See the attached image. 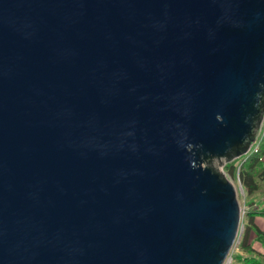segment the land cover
I'll list each match as a JSON object with an SVG mask.
<instances>
[{"label": "water", "instance_id": "1", "mask_svg": "<svg viewBox=\"0 0 264 264\" xmlns=\"http://www.w3.org/2000/svg\"><path fill=\"white\" fill-rule=\"evenodd\" d=\"M263 119L264 0H0V264H223Z\"/></svg>", "mask_w": 264, "mask_h": 264}, {"label": "trees", "instance_id": "2", "mask_svg": "<svg viewBox=\"0 0 264 264\" xmlns=\"http://www.w3.org/2000/svg\"><path fill=\"white\" fill-rule=\"evenodd\" d=\"M264 133L256 153H250L243 161L225 166L229 176H238L239 183L247 197H253L264 193ZM254 204V201L251 205ZM250 205V206H251ZM255 206V205H253ZM259 215L264 219V208L251 209L244 221V229L238 243V252L231 264H264V232L256 225L254 218ZM253 234L254 239H251ZM252 240L256 241L263 249L256 251L252 246Z\"/></svg>", "mask_w": 264, "mask_h": 264}, {"label": "rangeland", "instance_id": "3", "mask_svg": "<svg viewBox=\"0 0 264 264\" xmlns=\"http://www.w3.org/2000/svg\"><path fill=\"white\" fill-rule=\"evenodd\" d=\"M263 133H264V119L261 123L259 132H258L254 142L250 146L251 148L253 146H257L256 152L258 151V147H259V144L261 142V138L263 136ZM247 152H250V150H248ZM256 152H251V153H256ZM249 154L250 153H245L242 156L234 159L233 161L226 163L221 169L222 172L224 173L225 177L227 179H229L231 181L232 185L234 186L235 192H236V197H237L239 207H240V224H239L237 239H236L233 247L231 248L227 259L225 260V262L223 264H231V262L234 259H236L235 255H237V253H239L237 248H238L239 239H240L242 231L244 229V221H245V217H246L247 213H249V211H251V209L255 211L256 208H259V209L264 208V193L260 194V195H255L253 197H247L246 193L244 192L243 188L241 187V185L239 183L237 174L234 177H232V176H229L225 170L226 169L225 166L227 164H230L233 162H234V164H236L237 161L239 163V161L240 162L243 161ZM263 161H264V158H263ZM253 201H254V204L251 205V203ZM253 205H255V206H253ZM258 216L259 215H256L255 217H258ZM255 223L264 232V219L257 218ZM251 239H254L253 234H251ZM252 246L256 251H259V252L263 251L262 247L254 240H252ZM233 264H235V263H233Z\"/></svg>", "mask_w": 264, "mask_h": 264}, {"label": "built area", "instance_id": "4", "mask_svg": "<svg viewBox=\"0 0 264 264\" xmlns=\"http://www.w3.org/2000/svg\"><path fill=\"white\" fill-rule=\"evenodd\" d=\"M257 146H253L252 148L250 147V152L247 153H251V152H256Z\"/></svg>", "mask_w": 264, "mask_h": 264}, {"label": "crops", "instance_id": "5", "mask_svg": "<svg viewBox=\"0 0 264 264\" xmlns=\"http://www.w3.org/2000/svg\"><path fill=\"white\" fill-rule=\"evenodd\" d=\"M257 218L263 219V218H261V217L258 216V217H255L254 221H256Z\"/></svg>", "mask_w": 264, "mask_h": 264}]
</instances>
